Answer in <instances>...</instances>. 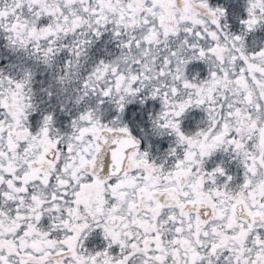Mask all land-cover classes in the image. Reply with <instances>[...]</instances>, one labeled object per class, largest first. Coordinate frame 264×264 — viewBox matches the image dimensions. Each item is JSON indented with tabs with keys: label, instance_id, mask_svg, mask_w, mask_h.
I'll return each instance as SVG.
<instances>
[{
	"label": "snow or ice",
	"instance_id": "snow-or-ice-1",
	"mask_svg": "<svg viewBox=\"0 0 264 264\" xmlns=\"http://www.w3.org/2000/svg\"><path fill=\"white\" fill-rule=\"evenodd\" d=\"M0 264H264V0H0Z\"/></svg>",
	"mask_w": 264,
	"mask_h": 264
}]
</instances>
